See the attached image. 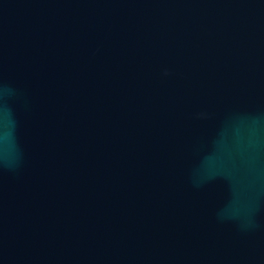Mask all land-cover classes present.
Instances as JSON below:
<instances>
[{"label": "water", "instance_id": "1", "mask_svg": "<svg viewBox=\"0 0 264 264\" xmlns=\"http://www.w3.org/2000/svg\"><path fill=\"white\" fill-rule=\"evenodd\" d=\"M0 264H264V0H0Z\"/></svg>", "mask_w": 264, "mask_h": 264}]
</instances>
